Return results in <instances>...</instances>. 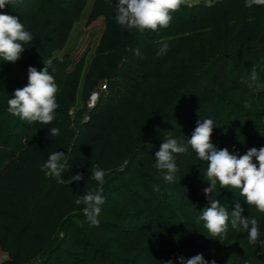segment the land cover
Here are the masks:
<instances>
[{"label": "trees", "instance_id": "1", "mask_svg": "<svg viewBox=\"0 0 264 264\" xmlns=\"http://www.w3.org/2000/svg\"><path fill=\"white\" fill-rule=\"evenodd\" d=\"M85 4L86 0H22L0 9L17 16L34 36L31 43L23 46L25 50L17 62L0 61V134L4 132L0 139V231L13 263L25 262L33 251L31 245L37 241L42 242L40 250L60 253L80 248L82 243L78 227L76 231L65 229L64 235L68 237L62 239L53 230L47 232L48 212L53 211L61 223L68 214L69 205L62 192L68 183L45 176L41 168L40 186L27 199L26 216L15 218L4 207L9 201L6 193L11 194L24 178L32 181L35 167L55 150L56 137L50 136V130L58 126L63 106L67 105L62 97H56L60 107L51 124H28L7 112V100L17 88L27 84L29 66L41 70L48 63L61 96L73 95L80 62L70 67L67 53L57 56L53 52L64 46ZM202 7L207 12L189 15L197 9L196 2L192 1L191 6L183 4L172 13L169 27L162 28L165 38L160 41L151 38L150 30L122 29L116 22L114 7L105 0H93L87 18L89 23L102 17L103 26L83 77L84 90L95 83L97 86L104 77L110 78L111 83L109 86L104 82L106 90L100 92L96 104L86 114L85 107L74 114L79 125L65 139L67 147L62 152L67 156L69 170L61 175L67 180L92 163L103 168L109 156L117 158L118 163L127 162L113 184L105 183L103 195L119 187L116 179L127 187L144 190L148 194L144 203L131 196L121 197L123 210L132 219L143 217V223L131 224V219L124 223L121 214L105 218L103 212L98 217L99 227L90 226L86 217H80V221L93 232L95 243L112 251L115 258L118 253L125 254L126 258L118 259H127L129 264H175L180 256L187 258L182 252L190 246L200 245L218 252L232 241L248 239L247 232L232 229L227 234L229 240L219 241L207 236L203 224L196 222L200 210L208 205L204 189L210 185L204 175L207 162L200 161L190 148L176 157L180 168L176 183H165L162 174L151 166L163 135L171 131L186 142L198 119L210 118L216 123L211 141L218 149L227 147L231 153L243 155L252 147H264V93L242 82L240 74H235L238 65L234 62L251 50L258 17L264 16V5L248 8L245 0H220ZM161 42H167L169 50L157 55ZM136 49H140L142 57L135 55ZM241 61L248 71L255 67L256 72L264 75V54ZM96 86L90 88L88 95ZM246 103L251 106L245 107ZM10 119L14 121L7 125L5 121ZM126 122L140 124V136L135 142L126 133ZM10 128L14 129L11 134ZM253 162L256 163L255 158ZM156 186L158 191L154 190ZM162 188L180 190L175 204L161 199L166 196ZM196 193L202 194V198L196 199ZM221 196L233 206L239 202L244 209L242 215L257 218L264 233V214H252L254 208L247 206L238 190L217 184L210 198ZM11 203L10 209L17 211ZM220 203L226 205L222 200ZM247 252L251 259L264 262V249L259 244H249ZM58 263L71 264L66 257Z\"/></svg>", "mask_w": 264, "mask_h": 264}, {"label": "clouds", "instance_id": "2", "mask_svg": "<svg viewBox=\"0 0 264 264\" xmlns=\"http://www.w3.org/2000/svg\"><path fill=\"white\" fill-rule=\"evenodd\" d=\"M22 0H0V9L6 5H15ZM186 0H105V3L114 7L116 22L122 29L128 31L145 30L157 31L167 28L172 20V13L178 11ZM264 5V0H245V7ZM34 39L33 34L25 29L24 24L17 16L0 12V61L15 63L21 58L24 45H28ZM169 50L167 42H161L157 55H164ZM135 55L141 56L140 49L135 50ZM45 64V63H44ZM51 64H45L41 70L34 66L27 69V84L17 88L12 98L7 100V112L28 124L39 123L49 125L56 119V110L60 107L56 96L59 91L55 78L49 72ZM52 72L55 69L52 68ZM242 82H246L243 81ZM249 88L256 91L264 90V83L258 82L253 68ZM95 98V97H94ZM251 105L246 103L245 107ZM216 123L210 119H198L190 137L185 142L182 138L174 136L171 131L162 137V143L155 152V162L151 165L162 174L165 183L173 184L178 179L180 168L176 163V157L185 154L189 148L196 154L200 161L207 162L205 177L210 185L204 189L205 196L209 197L208 206L200 210L198 221H203L204 228L209 237L222 241L226 238L229 221L231 228L238 232H247L249 244H259L264 249V239H260L264 233L260 231V221L254 216L242 215L244 209L239 202L229 213L218 199H211L210 195L220 188L238 190L244 198L247 206L254 208L258 213L264 214V147L257 149L252 147L246 154H233L227 147L218 149L211 141L213 129ZM60 129L51 127L50 136L56 137ZM255 158L256 163L253 162ZM42 172L47 177H55L58 183H79L84 179L82 173H77L64 180L62 173L69 170L67 156L62 151L52 152L48 159L41 165ZM105 170L95 167L91 171V179L96 182L95 187H88L83 195L75 200L76 205H83L82 211L90 226L99 227L98 217L101 206L105 203L104 185L106 183ZM181 178V177H180ZM179 178V179H180ZM159 190V186L154 188ZM180 264H216L215 260L207 261L202 254L191 258L179 257ZM167 264H173L168 261ZM250 264V261H245Z\"/></svg>", "mask_w": 264, "mask_h": 264}, {"label": "rangeland", "instance_id": "3", "mask_svg": "<svg viewBox=\"0 0 264 264\" xmlns=\"http://www.w3.org/2000/svg\"><path fill=\"white\" fill-rule=\"evenodd\" d=\"M93 0H86L85 7L83 8L80 16L74 21L72 29L70 31L69 37L66 40L64 46L53 52V54H56L57 56H61L63 53H67L69 55V64L70 67L76 64L78 61L80 62L79 68V79L78 82L72 90V94L65 93L63 96H61L60 87L59 92L57 93V98L62 97V101L66 102V106H63L64 112L61 114L62 117H60L58 128L60 129V134L56 136V140L53 144L54 151H62L63 148H66L67 144H65L66 137L70 134L73 135L75 128L79 125L75 121L74 114L81 110L83 107H85L86 112H83V114H86L87 111L91 108L86 107V101L88 98V92L90 88L93 86H96L97 83H95L92 86H88L87 89L84 90V82L83 77L85 74V71L89 65V62L91 61V58L94 55L95 47L103 26V20L102 17H97L94 20L87 22V18L91 9ZM192 1L196 2L197 9L188 11L189 15H195L197 13L203 14L207 12L204 7L207 4L214 3L216 1L220 0H186L185 4H188L191 6ZM259 25L254 37L253 45L251 47V50L243 52V54L240 56V58L244 61L247 59H251L252 55H258V54H264V16H259ZM163 29H158L157 31H149V35L151 38H155L157 40H161L165 38V34L162 31ZM241 59H237L236 64L238 65L237 69L235 70V74H240V78L243 81H250V77L253 70H247L244 67L243 62ZM256 72V71H255ZM258 82L264 83V75H262L259 72H256ZM118 80V78H116ZM200 79V76L198 77V80ZM110 78H102L98 80L99 84L106 82L107 85L110 86ZM20 85V84H18ZM69 91V90H68ZM262 93H264V90H260ZM107 92V91H106ZM105 92V93H106ZM105 93L103 95H105ZM96 104V103H95ZM93 108V107H92ZM71 111V112H70ZM140 117H144V115L140 114ZM2 120V117L0 118ZM85 119V116H84ZM13 120L5 121L6 124H12ZM78 124V125H77ZM125 130L129 137H131L132 142H135L137 138L140 136L139 128L140 124L138 123H125ZM10 134L14 132V129L10 128V131H8ZM4 132L2 131L0 134V139L3 137ZM65 150V149H64ZM118 159L109 156L107 157L106 164L104 165L103 170L107 173L106 175V182L109 183L108 185L113 184L115 182V178L118 176V172L120 170H123L127 166L126 161H121L118 163ZM42 165V164H41ZM41 165L36 166L34 169L33 174L31 175L33 177L32 181L27 182L26 178L24 180H21L19 183V187L13 189L10 192H7V196L9 198V201L5 202V210L7 212H11L15 218L17 216L25 217L27 211L29 210V196H31L33 193L37 191V189L40 186V180H39V169L41 168ZM97 167L96 164H91L87 166L83 171L82 174L84 176V179L81 180L79 183L73 182L72 184H68L63 186L62 192L66 196L67 202H68V214L64 218V222L61 223V221H57L56 214H53V211L48 212L47 215V222H46V228L47 232H50L53 230L55 235H58L61 239L65 236L68 237L66 234L64 235L65 229H72V231H76L75 228H80L81 234L79 236V239H81L82 243L80 248H72L68 249L67 252H52L46 250L42 251L39 245H41V241H37L36 244L31 245V249L33 251L29 254V257L25 262L21 264H59L58 262L62 260L63 258H68L70 260L71 264H129L127 261H122L118 258H123V256L126 258L125 254L118 253L116 258L111 255L112 251H108L106 248L100 246L99 243H95V236L92 231L89 230V228L85 227L81 221L80 217H85L82 211L83 205H76L75 200L83 195L84 191L88 187H95L96 182L91 179V171ZM118 180V181H117ZM110 181V182H108ZM117 186L119 187L110 192L106 197L105 203L101 206V212L105 214V218H110L111 214L117 215L121 214L124 218V223H128V221H131V224H141L144 221L143 217L132 219L130 214H127V211L123 210L124 208L121 207V197H128L131 196L133 198H136L140 203H144L148 200V194L145 193L144 190L139 189L137 187L130 188L125 185H122L121 179H116ZM188 188V187H187ZM163 192L166 193V196H161V199L166 201V203H176V200L179 197V189H167L162 188ZM187 190L185 189V192ZM202 194L196 193L195 198L200 199ZM139 196V197H138ZM222 197V196H221ZM219 197L220 202L222 200V204L226 203L224 205L228 210L229 213L231 210L234 209L235 206L228 203L226 197ZM218 198V199H219ZM225 199L227 201H225ZM202 200H205V197H203ZM28 201V202H27ZM10 202L11 204H14L15 207H17V211H12L10 209ZM204 202V201H202ZM4 202H2L3 204ZM204 206V205H203ZM208 206V205H207ZM175 207V205H174ZM173 207V208H174ZM171 208V209H173ZM203 208V207H202ZM169 209V210H171ZM252 210V209H251ZM168 213L169 211H165ZM252 214L255 215V213H258L255 209H253ZM200 215V214H199ZM198 218V216H197ZM20 219L17 221L20 222ZM196 222L204 224L203 221H198L196 219ZM232 230L231 224L229 221L228 225V233ZM226 238L229 240L230 237L226 236ZM70 242H74L71 239H69ZM249 245L248 239L241 242H235L232 241L228 243L224 248L219 249L218 252L213 251L208 248H204L200 245H194L190 246L189 248H186L182 253L187 256V258H191L194 255L202 254L207 261L215 260L216 264H245V261H250V264H264V262L253 260L249 257V254L247 252V246ZM8 248V247H7ZM6 247L3 245V234L0 231V264H17L10 261V256L6 252ZM49 248V247H48ZM175 264H180L179 262Z\"/></svg>", "mask_w": 264, "mask_h": 264}, {"label": "built area", "instance_id": "4", "mask_svg": "<svg viewBox=\"0 0 264 264\" xmlns=\"http://www.w3.org/2000/svg\"><path fill=\"white\" fill-rule=\"evenodd\" d=\"M106 90V84L105 83H100L96 86L95 89H93L89 95H88V98H87V101H86V107L87 108H92L97 99H98V96L100 94V92H104ZM95 97V98H94ZM71 112V111H70ZM87 118V116H85V119Z\"/></svg>", "mask_w": 264, "mask_h": 264}]
</instances>
